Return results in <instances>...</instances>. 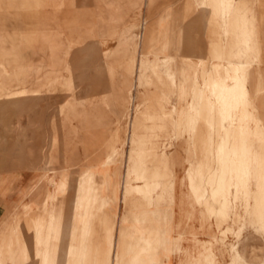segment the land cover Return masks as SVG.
<instances>
[{
	"label": "rangeland",
	"instance_id": "374dc122",
	"mask_svg": "<svg viewBox=\"0 0 264 264\" xmlns=\"http://www.w3.org/2000/svg\"><path fill=\"white\" fill-rule=\"evenodd\" d=\"M250 1L0 0L7 264L47 226L45 264H69L82 220L87 264H264V14ZM195 7L210 11L207 58L187 56Z\"/></svg>",
	"mask_w": 264,
	"mask_h": 264
},
{
	"label": "bare ground",
	"instance_id": "6f19581e",
	"mask_svg": "<svg viewBox=\"0 0 264 264\" xmlns=\"http://www.w3.org/2000/svg\"><path fill=\"white\" fill-rule=\"evenodd\" d=\"M15 4H16V2H15ZM138 6H140V5H138ZM187 14L188 13H185L182 17H180L182 22H185L186 23V22H189V21H196L197 20L196 18L192 17L190 14H188L189 16L187 17ZM53 35H55V34H53ZM55 41H56V39H55ZM196 47L195 48L194 47H190V49L187 51V52H190V53H188L187 56H189L191 53H195L196 52L201 57L202 56L201 53H203V52H199V50L202 49V48L201 47L200 48L199 47L196 48ZM224 47H225V45H224ZM211 53H212V56H214V57H220L221 56L220 55L221 54L220 53V48H219L218 44L215 43V42L211 45ZM189 89H191V88H189ZM244 147H246V145ZM129 152H130V150H129ZM250 153L252 154V152H250ZM251 161L252 160L250 159V162ZM118 171H119V169H118ZM172 176H173V174H172ZM156 188L158 189V187H156ZM154 192H155V190H154ZM87 213H88V210H87L86 206L83 205V216L84 217L87 216ZM107 224H109V223H107ZM50 228H52V227L47 226L46 229L36 228V229L32 230L31 233L25 234V235H28V236L30 235V236L29 237L27 236L25 238V240L20 241L19 250L10 249L9 251H7V252H9V256L11 257V263L10 264H31V260L33 258V255H32V253H33V244L31 242L33 240L39 242L41 244V246H42L41 247V250L39 252V264H45V261L47 260V262H49V259H50L51 262L53 260H55V254L54 253L49 254L47 251L44 250L45 249V246L48 245V238L47 237L45 238V234H44L43 231H45V230L46 231H49V230H51ZM69 229L71 231L69 233L70 238L68 239V243L66 244V252H67L66 253L67 254V257L66 258L67 259L66 260H67V262L69 264H87V261H88L87 251H88V247H89L88 246L89 242L87 244V240H88L87 237L91 233V227L88 226L87 223L84 222V220H82V221H80V223L74 225L73 227H70ZM93 230H94V228H93ZM119 245H120V243H119ZM152 252H153V250H152ZM153 254H155V253H153ZM112 256H113V254H112ZM117 257H119V254H117ZM114 263H116V262H114ZM0 264H7L6 261H5V258L3 256H1V255H0Z\"/></svg>",
	"mask_w": 264,
	"mask_h": 264
},
{
	"label": "crops",
	"instance_id": "0c3cea01",
	"mask_svg": "<svg viewBox=\"0 0 264 264\" xmlns=\"http://www.w3.org/2000/svg\"><path fill=\"white\" fill-rule=\"evenodd\" d=\"M250 2L252 3L251 6L254 9L253 12H256L259 15L264 14V0H251ZM180 4L181 3L177 4L176 6L179 5V8H182ZM173 8H175V7H173ZM209 13H210V11L206 7H195L194 10L192 11L193 15H200V14L203 15L202 21L195 25V41H194L193 45L199 46V48L201 47L202 49H200L199 52H203V53H201V55H203L206 58H207V47L209 45V33H208L209 28L206 24V19L208 18ZM226 28L227 27H225L223 29H226ZM235 29H237L239 31V27H237ZM254 29L257 31L256 34L258 35L257 36L258 40L260 41V43L264 47V22H257ZM180 34H181V29L179 28V35ZM210 43L212 45L214 43V41H212ZM197 56H198V54L194 53V55L192 57L196 59ZM262 69L264 72V65H262ZM263 75H264V73H263ZM253 84H254V82H253ZM177 171H178L179 175L182 174V170L179 167H177ZM19 172L21 175H19V177L12 182L11 187L9 189H13L15 191L20 190V187H21L20 185H22L21 179L23 178L24 173H23V171H19ZM7 195L8 194L5 193V195L0 197V205L1 204H7L8 200L5 198ZM120 205L121 204H119V209H120ZM120 211H121V209H120Z\"/></svg>",
	"mask_w": 264,
	"mask_h": 264
}]
</instances>
